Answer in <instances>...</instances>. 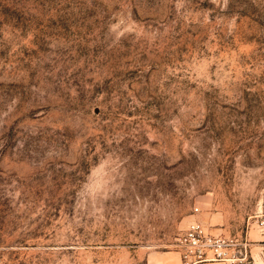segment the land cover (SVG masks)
I'll use <instances>...</instances> for the list:
<instances>
[{
	"label": "rangeland",
	"instance_id": "obj_1",
	"mask_svg": "<svg viewBox=\"0 0 264 264\" xmlns=\"http://www.w3.org/2000/svg\"><path fill=\"white\" fill-rule=\"evenodd\" d=\"M193 222L264 264V0H0V264H182Z\"/></svg>",
	"mask_w": 264,
	"mask_h": 264
},
{
	"label": "built area",
	"instance_id": "obj_2",
	"mask_svg": "<svg viewBox=\"0 0 264 264\" xmlns=\"http://www.w3.org/2000/svg\"><path fill=\"white\" fill-rule=\"evenodd\" d=\"M236 243L222 236L207 233L200 223L193 222L179 237L182 264H198L207 260H220L227 263L242 258L246 247H235Z\"/></svg>",
	"mask_w": 264,
	"mask_h": 264
},
{
	"label": "crops",
	"instance_id": "obj_3",
	"mask_svg": "<svg viewBox=\"0 0 264 264\" xmlns=\"http://www.w3.org/2000/svg\"><path fill=\"white\" fill-rule=\"evenodd\" d=\"M172 257L171 260L167 258ZM152 264H181L179 253H152ZM202 264H229L224 261H206Z\"/></svg>",
	"mask_w": 264,
	"mask_h": 264
}]
</instances>
